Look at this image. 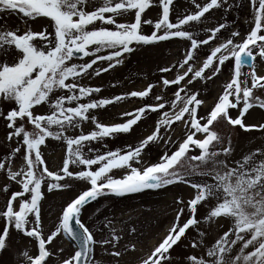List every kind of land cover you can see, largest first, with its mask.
<instances>
[{"label": "snow or ice", "instance_id": "6c2138e0", "mask_svg": "<svg viewBox=\"0 0 264 264\" xmlns=\"http://www.w3.org/2000/svg\"><path fill=\"white\" fill-rule=\"evenodd\" d=\"M246 2L252 15L242 34L227 17L244 0H190L193 8L183 12L174 0H0L7 147L0 153V256L13 255V264H130L126 257L139 252L131 264H264V117L246 118L264 110V72L256 67L264 66V0ZM216 10L222 21L193 30ZM12 16L24 27L10 25ZM173 40L182 54L143 87L103 96V85L91 83L137 50ZM225 69L221 94L202 113L204 84ZM121 101L138 106L119 121L99 119ZM149 118V134L109 148L108 139L131 135ZM221 121L233 132L255 130L261 143L238 150L232 133L216 128ZM49 140L64 148L54 166L44 151ZM150 148L158 149L156 159ZM169 186H186L188 196H176L173 220L147 250L127 239L136 228L126 236L98 200ZM65 190L68 199L46 225L47 194ZM92 202L97 207L85 216ZM15 236L26 246L14 249Z\"/></svg>", "mask_w": 264, "mask_h": 264}, {"label": "rangeland", "instance_id": "374dc122", "mask_svg": "<svg viewBox=\"0 0 264 264\" xmlns=\"http://www.w3.org/2000/svg\"><path fill=\"white\" fill-rule=\"evenodd\" d=\"M101 0H92V3H99ZM174 4L177 5V11L183 12L185 9L191 10L193 5L190 0H174ZM245 6L236 11H233L227 18L229 21L234 22V27L237 28L242 34L246 33L250 27L251 10L247 6L246 0H244ZM159 12L158 8H152L149 12L153 18L156 17ZM207 15V14H206ZM8 23L14 27L23 28V23L18 17L12 16L7 18ZM217 21H222V11L216 10L212 13V18L208 21H203V24H193V30H199L203 26H211ZM33 28L39 27L38 24L33 23ZM145 30H148V26H145ZM183 44L179 41L173 40L170 42H161L156 47H144L134 52L125 64L117 66L114 70H109V73L101 74L100 78H93L91 83L93 85H103L101 95L109 96L112 94H119L127 90H135L143 87L147 82L153 81L161 75L157 69L159 66H164L175 58L179 57L183 52ZM259 72H264V66L260 63L256 64ZM243 71H247L244 69ZM229 73L225 69L224 75L219 79H213L206 82L203 86V96L206 104L202 106L200 111L203 113L204 108H210L216 101L219 94H221L222 87L226 81ZM159 91V89H156ZM259 94V93H257ZM135 100V98H132ZM138 106V102L121 101L111 106H106L104 110L100 111L99 119L103 122L110 123L123 119L120 113L124 110L131 111ZM250 115L246 114L247 122L252 123L261 120L264 117V110L253 109L250 110ZM153 120L142 119L138 122V126H134V131L131 135L122 134L117 138L108 139L107 143L109 148L122 147L126 143H133L138 141L142 136H146L152 131ZM216 128L223 134L227 135L232 133L231 138L233 143L237 146L238 150L246 151L250 147H255L261 143V137L258 132L252 130L249 133L241 131L233 132L232 129L226 125L224 121H221L216 125ZM180 129H177V134L180 133ZM6 134V128L2 121H0V153L7 150L6 145L2 142ZM45 156L50 166H54L59 163L61 157L64 155V148L60 142L49 140L47 147L45 148ZM152 159H156L158 155V149L150 148ZM19 161L15 166H18ZM115 171V170H114ZM118 174V173H117ZM5 177L0 175V181H3ZM188 189L186 186H169L160 190H149L140 194H134L125 197H107L98 198L99 203L106 206L109 211V215L116 218L117 223L115 227L124 228L127 236V230L134 226L136 233L132 236H127V239L138 241L137 248L143 247L145 250L150 248L151 242H156L160 236L163 235L164 230L169 226L170 222L175 216V198L177 195L188 196ZM69 193L65 191H54L47 194V199L44 201L45 211V224L51 225L55 221L56 213L59 212L64 201L68 199ZM0 199V203H2ZM98 202H92L90 206H87L85 216L93 213L97 207ZM201 212L204 209H200ZM123 221L125 223L121 224ZM157 231L156 233L154 232ZM216 229L213 228L210 232V237L216 235ZM154 232V235H152ZM154 242V243H155ZM26 246V239L21 236H15L13 240L14 249H22ZM30 247V245H27ZM66 251L71 252L72 248L68 242L63 245ZM183 249H177V253H182ZM140 253L129 255L126 259L130 262L135 259L136 255ZM97 255L103 261L110 259L107 255L97 250ZM14 257L11 254L0 256V264H13Z\"/></svg>", "mask_w": 264, "mask_h": 264}, {"label": "bare ground", "instance_id": "6f19581e", "mask_svg": "<svg viewBox=\"0 0 264 264\" xmlns=\"http://www.w3.org/2000/svg\"><path fill=\"white\" fill-rule=\"evenodd\" d=\"M128 197V196H127ZM87 208V207H86ZM154 232L156 233L157 231H155V229H154ZM154 232H152V235L151 236H153L154 235ZM161 237V236H160ZM159 237V238H160ZM155 242V241H154ZM154 242H151V245H150V247L154 244Z\"/></svg>", "mask_w": 264, "mask_h": 264}]
</instances>
